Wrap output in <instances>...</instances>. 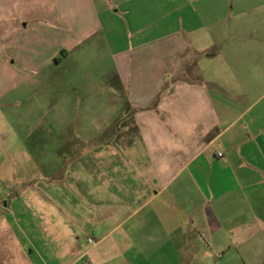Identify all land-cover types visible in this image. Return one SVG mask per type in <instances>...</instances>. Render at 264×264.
Masks as SVG:
<instances>
[{
  "label": "crops",
  "instance_id": "1",
  "mask_svg": "<svg viewBox=\"0 0 264 264\" xmlns=\"http://www.w3.org/2000/svg\"><path fill=\"white\" fill-rule=\"evenodd\" d=\"M189 2L0 0V73L15 87L60 53L65 63L85 41L104 40L154 177H120L122 200L90 196L99 213L89 208L77 223L92 248L74 242L69 264H264V18L254 19L264 0ZM183 65L198 77H182ZM76 142L62 139V165ZM80 168L73 164L78 187ZM1 232L0 264H17L18 251L26 264H61L66 254L13 249L10 228Z\"/></svg>",
  "mask_w": 264,
  "mask_h": 264
},
{
  "label": "rangeland",
  "instance_id": "2",
  "mask_svg": "<svg viewBox=\"0 0 264 264\" xmlns=\"http://www.w3.org/2000/svg\"><path fill=\"white\" fill-rule=\"evenodd\" d=\"M189 3L194 5L195 0ZM262 18V14L254 16L257 22ZM210 35L213 37V32ZM105 48L104 40L93 37L72 51L67 62L60 53L53 63L40 64L43 67L30 78L19 79L16 87L0 73V235L1 230L10 228L8 242L13 249L33 246L47 259L51 250L65 249L61 264H69L74 242L79 241L84 251L92 248L87 232H78L82 225L77 223L90 209L99 213L100 206L89 201L92 194L100 197V205L121 199L117 192L127 187L120 177L128 176L137 183L144 175L147 184L153 183L133 112L127 109L125 93L116 86ZM183 69L182 77H198L193 65L189 69L183 65ZM63 73L68 74L67 80L60 79ZM107 81L115 85L112 101L106 95ZM105 104L107 112H93L95 106ZM74 135L83 143H66V165H62L58 149H62L63 138ZM75 162L81 165L82 187L71 179ZM48 169L52 174L49 180ZM111 172L119 188L114 192L110 190ZM121 210L128 213L131 209ZM4 245L5 240H0V247ZM19 255L18 251L17 264H26Z\"/></svg>",
  "mask_w": 264,
  "mask_h": 264
},
{
  "label": "built area",
  "instance_id": "3",
  "mask_svg": "<svg viewBox=\"0 0 264 264\" xmlns=\"http://www.w3.org/2000/svg\"><path fill=\"white\" fill-rule=\"evenodd\" d=\"M89 242L93 243V239L90 238V239H89ZM217 257H218V258H221L222 256H221V255H218Z\"/></svg>",
  "mask_w": 264,
  "mask_h": 264
},
{
  "label": "trees",
  "instance_id": "4",
  "mask_svg": "<svg viewBox=\"0 0 264 264\" xmlns=\"http://www.w3.org/2000/svg\"><path fill=\"white\" fill-rule=\"evenodd\" d=\"M159 98H160V97H158V98H157V100L155 101V102H156L155 104H157V103H158V101H159Z\"/></svg>",
  "mask_w": 264,
  "mask_h": 264
}]
</instances>
